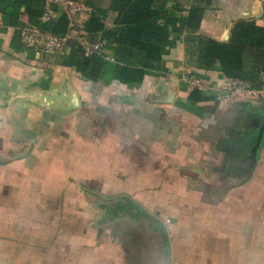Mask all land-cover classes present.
Masks as SVG:
<instances>
[{"label": "crops", "instance_id": "crops-1", "mask_svg": "<svg viewBox=\"0 0 264 264\" xmlns=\"http://www.w3.org/2000/svg\"><path fill=\"white\" fill-rule=\"evenodd\" d=\"M209 1L193 30L196 0H80L63 49L41 56L20 42L41 0H0V264H264V99L200 59L237 22L263 27L264 0ZM149 12L166 22L161 59L121 82L138 55L85 23ZM80 38L102 43L96 79L61 63ZM263 51H242L253 88Z\"/></svg>", "mask_w": 264, "mask_h": 264}, {"label": "trees", "instance_id": "trees-1", "mask_svg": "<svg viewBox=\"0 0 264 264\" xmlns=\"http://www.w3.org/2000/svg\"><path fill=\"white\" fill-rule=\"evenodd\" d=\"M209 0H196L188 10L186 27L197 29L205 6ZM34 11V18L42 11ZM32 14V13H30ZM158 14L144 13L143 15L127 19L128 27L123 30L109 31L104 29L103 24L95 17H90L85 23L84 29L88 32L101 31L102 37L110 43L116 42V52L135 54L141 66L133 64L132 59L128 63L116 65L114 77L121 82L131 84L141 81L144 67H153L161 59L160 46L167 37L166 22L157 23ZM30 25H37L38 21L32 20ZM67 18L63 12L58 11L55 21L48 26L51 32L62 36L66 32ZM247 43L255 44L260 51L264 45V26L258 27L252 22H237L227 42H218L206 39L200 59L202 67L209 69L215 61H219L221 71L226 77H239L246 79L241 69V56L244 46ZM264 52V51H263ZM150 61V62H149ZM152 61V62H151ZM61 63L73 67L84 77L96 79L100 74L104 61L96 53L85 55L80 45L71 47L62 57ZM264 69V63L262 66Z\"/></svg>", "mask_w": 264, "mask_h": 264}, {"label": "built area", "instance_id": "built-area-1", "mask_svg": "<svg viewBox=\"0 0 264 264\" xmlns=\"http://www.w3.org/2000/svg\"><path fill=\"white\" fill-rule=\"evenodd\" d=\"M42 11L38 16L37 25H25L20 30L21 44L30 50H33L41 56H48L59 53L64 46L66 34L59 36L51 32L50 26L56 18L58 11L64 13L68 25L73 26L77 20L81 8L80 0H41ZM85 55L98 52L102 43L100 41H89L83 38L79 39ZM260 87L253 88L251 83L243 78H233L229 84V91L232 93H247L252 96L264 99V69L258 73ZM184 79L189 84L203 88L201 79L193 74L184 73Z\"/></svg>", "mask_w": 264, "mask_h": 264}, {"label": "water", "instance_id": "water-1", "mask_svg": "<svg viewBox=\"0 0 264 264\" xmlns=\"http://www.w3.org/2000/svg\"><path fill=\"white\" fill-rule=\"evenodd\" d=\"M263 128H264V122H263L262 126L260 127V130H262Z\"/></svg>", "mask_w": 264, "mask_h": 264}]
</instances>
